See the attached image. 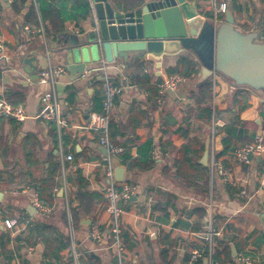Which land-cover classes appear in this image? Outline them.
Instances as JSON below:
<instances>
[{"label":"crops","instance_id":"obj_1","mask_svg":"<svg viewBox=\"0 0 264 264\" xmlns=\"http://www.w3.org/2000/svg\"><path fill=\"white\" fill-rule=\"evenodd\" d=\"M79 2L29 0L25 7L19 4L18 9H14L13 0H0V57H4L0 58V101L7 100L10 94L18 102L17 105L23 107L25 115L23 120L0 116V264H47L44 242L27 234L30 225L45 217L37 212L31 215L28 211L30 194L34 190L39 194L31 183L51 177L61 152H72L74 160L66 164L65 171L61 169L63 186L54 193L53 204L44 202L53 207L52 214L46 218L54 226H62L60 214L67 211V205L70 211L79 205L77 195L80 188L75 183L78 173L88 181V190L103 191L109 185L102 161L103 153L99 149L101 132L88 127L90 113L100 111L103 105L101 72L97 67L104 59H91L85 71L78 75L71 73L67 67V72L59 77L57 92L67 120L60 132L58 128L55 132L52 122L44 117L47 111L44 93L50 86L40 83L34 74L27 73L21 63L24 56L35 57L37 75L50 63L66 65V49L71 40L66 36L72 39L81 35L91 36L96 29V7L95 13L90 11L84 19H68L65 33L58 36L48 37L37 32L38 27H31L24 17L31 5L36 9L41 4L44 8L50 5L70 14ZM196 2L200 15L210 20L215 32L231 29L237 33L241 46L264 45V1L230 0L228 11L234 17L233 25L227 21L228 11L225 15L218 14L215 22L214 0ZM25 26H30L32 31L25 30ZM215 36L216 33L211 34L206 61L211 62L212 55L217 52L219 41L216 38L213 46ZM183 55L194 58L198 71L179 84L177 100L168 95L162 105L155 99L157 106L154 107L148 100V91L135 87L129 81L124 95L116 101L111 123L114 141L136 157L138 148L152 140L155 160L149 170L129 171L126 168L125 181L136 185L137 191L129 202L119 203L122 209L120 221L133 235L131 249L123 264H186L192 249L206 244L203 233L210 215L218 231L215 249L222 251L228 246L231 250L230 256L220 253L219 258H215L217 262L238 264L233 252L235 247L238 252L246 251L253 255L258 264H264V242L260 241V237L264 236V159L257 155L250 163L240 164L234 156L235 149L245 141L251 140L248 142L251 143L257 137L264 138V81L231 69L217 70L214 117L220 123L213 124V119L210 122L196 121L189 138L200 139L205 145L215 129L208 165L200 162L202 157L199 162L207 167L208 173L212 160L223 162L231 169V181H225L217 172L213 179L209 176L210 188L207 191L202 180H196L192 185L177 176L174 166L181 145L187 141L175 130L186 127L183 118L189 109L197 106L193 93L197 90L205 60L201 61L193 50L182 47L175 53L162 54L160 60L149 54L150 58L146 55L138 62L145 64L149 72L160 73L158 76L165 79L170 76L168 69L175 67ZM132 57L130 55V62H133ZM158 61L161 62L160 67ZM115 62L121 65L127 77L138 63L126 67L121 60ZM109 72L120 77L118 68H110ZM132 104L142 115L129 124ZM100 107V110H95ZM165 108L171 110L177 119L171 132H165L162 115ZM167 141L173 144L167 145ZM67 177L73 179L72 183L66 182ZM56 180L59 178L56 177ZM244 189L247 195L242 194ZM105 204L99 203L92 215L82 217L79 225L72 226L70 235L74 237L81 254L80 264H92V255L100 257V264H119L114 248L108 247L106 242L100 245L89 235L93 223L100 224L102 229L109 228L111 223ZM202 214H205L204 217H201ZM88 217L93 219L92 224L82 222ZM12 219L17 221L15 226L10 224ZM220 241L224 243L220 244ZM164 249L168 250L165 255L162 253ZM61 255L65 262L73 264L70 246L63 249ZM206 258V255L201 257L202 264H206Z\"/></svg>","mask_w":264,"mask_h":264},{"label":"water","instance_id":"obj_2","mask_svg":"<svg viewBox=\"0 0 264 264\" xmlns=\"http://www.w3.org/2000/svg\"><path fill=\"white\" fill-rule=\"evenodd\" d=\"M7 1V0H6ZM97 14L96 29L92 34V42L82 43L79 39H71L66 49V65L71 73L78 75L85 71L88 62L105 60L114 62L121 60L126 67L142 61L146 53L157 57L164 53H175L182 47L193 50L204 61L208 54L211 34L216 36L217 52L212 55V61H206L201 67L198 83L212 77L217 70H233L264 81V45H240V39L234 30L219 29L217 32L210 20L200 15L196 0H145L144 4L134 10L115 8L109 0H94ZM227 21L234 24L231 11L226 13ZM214 30V31H213ZM213 32V33H212ZM89 49V51L87 50ZM207 52V54H206ZM130 55L133 62L129 61ZM103 58V59H102ZM35 57H23L21 63L25 71L37 76V67L34 65ZM78 60V61H77ZM94 62V61H92ZM139 63V62H138ZM161 62L158 61V67ZM160 75V73H158ZM173 99H178L177 91L167 90ZM124 107L127 104L123 103ZM103 154L107 148L99 147ZM211 151V137L205 142L204 154L200 162L207 166ZM253 155H250V159ZM113 175L107 182L120 183L125 180L126 165L118 157L112 158ZM31 215L36 213L31 204L28 208ZM92 224L91 217L82 221ZM236 255L237 249L233 247ZM208 264V258L205 260Z\"/></svg>","mask_w":264,"mask_h":264},{"label":"trees","instance_id":"obj_3","mask_svg":"<svg viewBox=\"0 0 264 264\" xmlns=\"http://www.w3.org/2000/svg\"><path fill=\"white\" fill-rule=\"evenodd\" d=\"M29 0H13V8L18 9L19 4L25 7ZM114 5L123 10H134L142 6L145 0H111ZM217 3L229 2L230 0H216ZM235 2L236 0H231ZM264 1V0H261ZM29 11L25 15L24 19L26 23L30 24L31 27L39 28L43 26L44 34L50 37L51 35H61L64 34L65 22L68 19L79 20L84 19L89 15L90 12V1L80 0V2L75 6L73 12L70 14L64 11L57 10L56 8L47 5L45 8L41 4L38 9L34 5L28 7ZM224 14V13H223ZM225 15V14H224ZM37 28V29H38ZM146 65L142 62L137 63L133 70L128 73V80L135 87L146 89L148 91V100L152 101L153 106L156 107V97L159 94L158 84L163 81L161 76L149 72L146 69ZM198 71L197 63L193 57L190 55H183L180 57L177 65L175 67L169 68V75L180 74L186 79L192 78ZM101 92H102V82H101ZM214 85L213 79L210 77L206 81L197 84V90L193 93V98L197 104L196 108L189 109L183 118L182 122L186 127H179L175 132L181 133L184 139H187L181 145V150L179 151V158L174 161V166L176 167V175L185 179L190 184L194 185L196 180L203 181V188L209 190L210 188V175L207 171V167H204L200 162L205 145L200 139L189 138V133L194 122L199 120H206L210 122L212 119V108L211 101L213 98ZM101 96V95H100ZM7 101L11 102L13 105H17L18 102L15 101L10 94H8ZM138 107L134 104L131 106V113L129 118V124L135 121L138 117H141L142 113L138 111ZM100 108L95 110H100ZM101 111V110H100ZM163 124L166 126L165 132L173 131L174 126L177 124V119L173 116V112L165 108L162 112ZM12 118V116H9ZM54 131H57V126L54 122L51 124ZM136 128V126L134 127ZM56 135V134H55ZM110 139L113 140L115 144H118L113 139V134L111 132V127L109 131ZM68 136H66L67 138ZM65 138V137H64ZM249 141H245L247 144ZM172 141H167V145H172ZM119 145V144H118ZM124 145H128L125 143ZM122 164L126 165L129 171L135 169L138 170H149L155 164L154 160V147L152 140H148L143 145L138 148V154L136 157L131 156V151L129 149H124L122 152L116 155ZM196 160L193 163V160ZM54 170L52 171L51 177L41 180L33 181L31 186L38 189L40 198L46 204L52 205L54 201V193L56 190L63 186V173L61 171V163L58 161L54 164ZM1 173V171H0ZM56 177L59 180H56ZM67 183H72L73 179L67 177ZM80 188L77 195L79 205L75 208H71L70 216L65 210L60 214L61 227L54 226V224L46 217L38 218L37 222H34L29 226L28 236L30 238H35L36 240H42L45 245L44 258L47 259V264H71L64 261L61 251L71 245V235L69 231V226H77L80 224L82 217L87 215H92L96 206L105 202V196L103 191L98 190H88V181L78 173L77 179L75 181ZM28 215V213H26ZM205 215V214H204ZM202 214L201 217H204ZM133 235L123 227V240H124V260L128 255V250L131 249V241ZM260 241L264 242V236L260 237ZM223 244L224 241H220ZM6 246V245H5ZM5 246L3 248H5ZM224 250L220 251L214 249V259L219 258L220 253L225 252L227 256L231 255V250L226 246ZM167 249L162 250L163 255L167 254ZM188 258V257H187ZM186 258V260H187ZM201 259V258H200ZM198 261V264H202V260ZM92 264H100V257L92 255L90 257Z\"/></svg>","mask_w":264,"mask_h":264},{"label":"built area","instance_id":"obj_4","mask_svg":"<svg viewBox=\"0 0 264 264\" xmlns=\"http://www.w3.org/2000/svg\"><path fill=\"white\" fill-rule=\"evenodd\" d=\"M90 1V11L95 13V2L94 0ZM229 9V4L227 2L217 3L214 0V13L215 22L217 21L218 14L226 13ZM96 16V15H95ZM97 22V20H96ZM25 30L32 31L30 26H25ZM37 32L44 34L43 26L39 27ZM151 53H147V58H150ZM144 56V58L146 57ZM156 56V55H154ZM0 58H4L1 56ZM157 60L161 59L160 56H156ZM101 72V82H102V97L103 105L101 111H92L89 115L88 127L90 129L99 130L101 132L100 144L107 148V153L103 154L102 161L108 178H111L113 175V163L112 158L115 157L118 153L123 151V147L115 144L109 136V131L112 123L113 113L116 110V101L117 99L124 95L126 88L129 86V80L127 74L123 72L121 65L117 62H106L102 61L97 67ZM110 68H118L120 71V77L112 76L109 72ZM67 72V66L64 64H53L50 63L49 66L41 70L38 74L39 82L50 86V89L44 93V100L46 102L47 111L44 115L45 119L48 121L54 122L60 132L62 127L67 123L66 118L62 113V107L60 104V98L57 92V84L59 82V77ZM216 76L217 72L211 77L213 79L214 92L213 100L211 102V107L213 111V124L220 123L219 120L215 119V110H216V100H215V87H216ZM186 78L180 74H174L163 79L161 83L158 84L159 94L156 97V101L159 105L164 104L165 99L168 97L167 90L170 88L174 91H177L180 83L184 82ZM0 116L9 117L12 116L17 120L24 119V110L21 105H13L8 102L6 99L0 101ZM215 136V129L211 132V138ZM259 156V158L264 159V138L262 136L257 137L254 142L243 144L238 146L234 151L235 160L240 164L250 163V155ZM62 170L65 171L66 164L68 162H73L74 155L72 152H61L59 157ZM219 173L220 176L225 181H231V169L226 166L223 162L212 160L210 164V177L213 179L215 173ZM137 186L123 181L120 183H114L107 185L103 192L105 196V211L109 214L110 217V226L109 228L102 229L100 224L93 223L90 226V237L97 241L100 245L103 242L108 243V247L114 248L116 252V257L119 264L124 263L123 252L125 249L124 240H123V225L120 221L122 215V209L120 207V202H129L132 196L136 193ZM242 194L247 195L246 190L242 191ZM31 204L35 207L36 212L43 216H49L53 212V207L46 205L40 198L37 191H33L30 194ZM67 212L70 216V207L67 205ZM16 219H12L10 224L12 226L16 225ZM29 223V221H27ZM31 224V223H30ZM72 226L70 224L69 230L71 232ZM71 234V233H70ZM218 235V231L215 229L213 224L212 215L208 217V220L205 223V231L203 233V238L206 242L205 245H198L192 249L186 264H198L199 259L206 255L208 258V264H220L214 259V249H215V237ZM71 255L73 264H80V253L77 250V245L74 240V237L71 235ZM238 264H258L257 260L253 255L246 251H241L236 254L235 257Z\"/></svg>","mask_w":264,"mask_h":264},{"label":"rangeland","instance_id":"obj_5","mask_svg":"<svg viewBox=\"0 0 264 264\" xmlns=\"http://www.w3.org/2000/svg\"><path fill=\"white\" fill-rule=\"evenodd\" d=\"M77 39H79L82 43L85 42H92L94 40V36H88V35H81L80 37L76 36ZM89 51V49H87Z\"/></svg>","mask_w":264,"mask_h":264}]
</instances>
